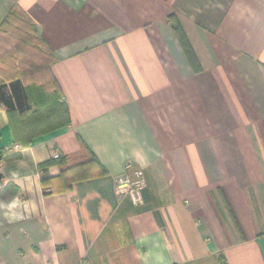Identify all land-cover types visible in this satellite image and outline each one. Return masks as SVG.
<instances>
[{"label":"crops","instance_id":"1","mask_svg":"<svg viewBox=\"0 0 264 264\" xmlns=\"http://www.w3.org/2000/svg\"><path fill=\"white\" fill-rule=\"evenodd\" d=\"M15 4L70 125L25 144L0 109V264H264V0H0V24ZM85 148L105 174L54 192Z\"/></svg>","mask_w":264,"mask_h":264},{"label":"trees","instance_id":"2","mask_svg":"<svg viewBox=\"0 0 264 264\" xmlns=\"http://www.w3.org/2000/svg\"><path fill=\"white\" fill-rule=\"evenodd\" d=\"M55 62L37 26L19 5H13L0 24V109L7 111L16 139L25 144L70 125L69 106L52 73ZM1 160L0 153V164ZM53 165L61 168L59 178L51 181L54 192L105 174L87 148L74 156L54 158Z\"/></svg>","mask_w":264,"mask_h":264},{"label":"built area","instance_id":"3","mask_svg":"<svg viewBox=\"0 0 264 264\" xmlns=\"http://www.w3.org/2000/svg\"><path fill=\"white\" fill-rule=\"evenodd\" d=\"M19 148V146H16ZM59 155L56 154L54 158H58ZM132 167L131 165L126 166V171L130 170ZM133 176L135 180H131L129 178H122L119 179L117 185V191L120 194H126L131 196L134 202H141L142 201V191L144 189V174L141 170H135L133 172Z\"/></svg>","mask_w":264,"mask_h":264},{"label":"rangeland","instance_id":"4","mask_svg":"<svg viewBox=\"0 0 264 264\" xmlns=\"http://www.w3.org/2000/svg\"><path fill=\"white\" fill-rule=\"evenodd\" d=\"M3 44V43H2Z\"/></svg>","mask_w":264,"mask_h":264}]
</instances>
